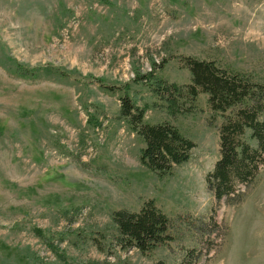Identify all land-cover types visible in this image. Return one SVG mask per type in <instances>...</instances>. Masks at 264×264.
<instances>
[{"label":"rangeland","instance_id":"obj_1","mask_svg":"<svg viewBox=\"0 0 264 264\" xmlns=\"http://www.w3.org/2000/svg\"><path fill=\"white\" fill-rule=\"evenodd\" d=\"M183 56L264 82V0H0V264H179L192 248L264 264V166L217 202L221 116L201 93L173 117L140 79L189 84ZM124 95L196 143L187 163L163 177L141 163ZM148 200L173 239L122 249L112 213Z\"/></svg>","mask_w":264,"mask_h":264},{"label":"trees","instance_id":"obj_2","mask_svg":"<svg viewBox=\"0 0 264 264\" xmlns=\"http://www.w3.org/2000/svg\"><path fill=\"white\" fill-rule=\"evenodd\" d=\"M181 61L191 73L189 84L169 83L153 73L140 79L150 81L153 92L167 103L173 117L192 112L198 96L207 94L210 109L222 118L218 127L219 157L206 176L207 187L217 202L232 200L240 196L239 186L253 183L264 166V82L230 71L214 60L183 56ZM120 102L121 117L145 144L140 156L144 166L163 177L190 160L196 143L175 125L147 124L145 108L137 106L128 95ZM112 219L122 249L147 253L173 239L169 234L172 219L154 200L144 202L138 211L116 210ZM205 255L197 248L189 249L179 264H205Z\"/></svg>","mask_w":264,"mask_h":264}]
</instances>
